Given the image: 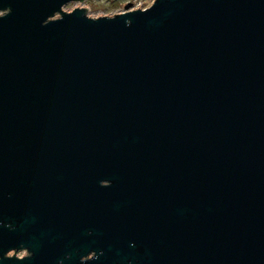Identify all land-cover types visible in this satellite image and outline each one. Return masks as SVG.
Segmentation results:
<instances>
[{
    "label": "water",
    "instance_id": "obj_1",
    "mask_svg": "<svg viewBox=\"0 0 264 264\" xmlns=\"http://www.w3.org/2000/svg\"><path fill=\"white\" fill-rule=\"evenodd\" d=\"M84 1L0 0V264H264V0Z\"/></svg>",
    "mask_w": 264,
    "mask_h": 264
},
{
    "label": "rangeland",
    "instance_id": "obj_2",
    "mask_svg": "<svg viewBox=\"0 0 264 264\" xmlns=\"http://www.w3.org/2000/svg\"><path fill=\"white\" fill-rule=\"evenodd\" d=\"M124 3L127 1L131 3V9L144 8L152 3L153 0H122ZM123 2H120L122 4ZM74 7H82L87 10L88 16H110L115 12L122 11L124 9L123 5L111 4L107 0H85L83 3H69L64 7L65 11L71 10ZM21 255V254H18Z\"/></svg>",
    "mask_w": 264,
    "mask_h": 264
},
{
    "label": "flooded vegetation",
    "instance_id": "obj_3",
    "mask_svg": "<svg viewBox=\"0 0 264 264\" xmlns=\"http://www.w3.org/2000/svg\"><path fill=\"white\" fill-rule=\"evenodd\" d=\"M108 2H110L111 4H113V5H115V4H118V5H126V4H130L131 5V3H130V1L129 2H123L122 0H107ZM120 2H123L122 4H120ZM132 6V5H131ZM116 13V12H115Z\"/></svg>",
    "mask_w": 264,
    "mask_h": 264
}]
</instances>
